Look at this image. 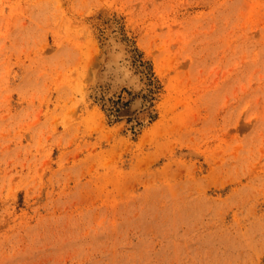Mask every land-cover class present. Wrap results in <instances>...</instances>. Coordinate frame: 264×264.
I'll list each match as a JSON object with an SVG mask.
<instances>
[{
    "label": "rangeland",
    "instance_id": "1",
    "mask_svg": "<svg viewBox=\"0 0 264 264\" xmlns=\"http://www.w3.org/2000/svg\"><path fill=\"white\" fill-rule=\"evenodd\" d=\"M0 264H264V0H0Z\"/></svg>",
    "mask_w": 264,
    "mask_h": 264
},
{
    "label": "bare ground",
    "instance_id": "2",
    "mask_svg": "<svg viewBox=\"0 0 264 264\" xmlns=\"http://www.w3.org/2000/svg\"><path fill=\"white\" fill-rule=\"evenodd\" d=\"M135 77H136V76H135ZM138 100H139V99H137V100L135 101V103H134L135 106L137 105ZM132 104H133V103H132ZM133 107H134V106H131L129 109H127V110L124 109V110H125V112H127V111H129V110H132ZM125 112H124V113H125ZM122 114H123V113H122Z\"/></svg>",
    "mask_w": 264,
    "mask_h": 264
}]
</instances>
